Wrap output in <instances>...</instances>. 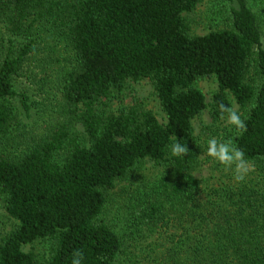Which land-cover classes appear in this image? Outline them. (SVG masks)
<instances>
[{
    "label": "trees",
    "instance_id": "16d2710c",
    "mask_svg": "<svg viewBox=\"0 0 264 264\" xmlns=\"http://www.w3.org/2000/svg\"><path fill=\"white\" fill-rule=\"evenodd\" d=\"M202 1L0 0V199L13 223L0 232V264H71L75 250L83 264H264V20L249 0H227L193 33ZM204 78L217 80L211 102ZM143 80L164 121L109 109ZM219 134L245 153L241 182L210 160L199 174ZM175 140L182 157L170 155ZM146 161L158 173L136 177ZM115 190L123 233L103 219ZM37 241L42 260L25 250Z\"/></svg>",
    "mask_w": 264,
    "mask_h": 264
},
{
    "label": "rangeland",
    "instance_id": "374dc122",
    "mask_svg": "<svg viewBox=\"0 0 264 264\" xmlns=\"http://www.w3.org/2000/svg\"><path fill=\"white\" fill-rule=\"evenodd\" d=\"M253 8L263 17L264 20V0H249ZM227 0H203L198 8L188 16V20L191 23V28L193 33H202L213 23L208 21V18L213 16V13L216 12V9L219 5H224ZM263 40H264V23H263ZM23 82V81H22ZM22 83L20 82V85ZM26 84V83H25ZM197 87L200 88L206 95L207 101L211 102L212 96L217 89V80L215 78H204L197 82ZM109 109L118 110L120 108H128L133 106L144 107L149 110H152L157 117L164 121V113L156 99L154 94V87L149 80H143L140 82L129 81L120 96L117 97V94H113L108 102ZM45 116V115H44ZM228 122V121H227ZM212 124V119L210 118L209 112L206 111L203 113L202 117L196 121V128L198 135L201 136L202 141L205 143L208 131L206 130L208 126ZM223 124H215V132L221 133L218 130L222 128ZM214 133V132H213ZM222 135H213L216 139ZM221 141V139L219 140ZM208 160L217 162L212 157H209L206 153V144H205V153L202 155L203 164L199 169V174L204 176L210 173L209 166L211 162ZM158 173L157 168L154 167V164L150 161H146L138 167L136 177L146 176L153 178ZM141 179V178H140ZM128 185V184H127ZM125 185H122L123 189ZM120 189L119 191H121ZM126 194L129 191V188H126ZM122 192H112L108 199V204L103 213V219L108 223L112 224L119 232L123 233L126 230L125 225V211L122 205L119 203L121 199ZM13 223L10 219L4 217V209L2 200L0 199V232H6L11 229ZM25 250L35 254L38 260H42L43 256L46 254L47 243L43 241H37L34 244L25 246Z\"/></svg>",
    "mask_w": 264,
    "mask_h": 264
},
{
    "label": "clouds",
    "instance_id": "9594fccd",
    "mask_svg": "<svg viewBox=\"0 0 264 264\" xmlns=\"http://www.w3.org/2000/svg\"><path fill=\"white\" fill-rule=\"evenodd\" d=\"M220 109L222 112L228 113L229 123L234 125L238 131L245 129L244 121L238 113L227 108L224 104L220 105ZM187 151L188 147L180 140H175L169 145V152L173 157H182ZM206 153L226 170L231 169L237 182L243 181L251 170L243 150L238 148L230 139L226 141H218L215 137L208 139L206 142ZM83 262L84 253L80 250H75L72 254L71 264H83Z\"/></svg>",
    "mask_w": 264,
    "mask_h": 264
}]
</instances>
